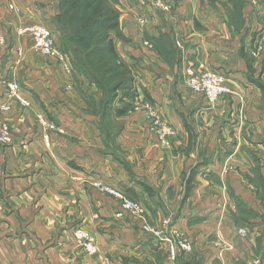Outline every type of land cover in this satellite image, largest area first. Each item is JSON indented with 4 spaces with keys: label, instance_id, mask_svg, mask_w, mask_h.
<instances>
[{
    "label": "crops",
    "instance_id": "1",
    "mask_svg": "<svg viewBox=\"0 0 264 264\" xmlns=\"http://www.w3.org/2000/svg\"><path fill=\"white\" fill-rule=\"evenodd\" d=\"M13 1L24 22H46L59 7ZM165 1L168 12L152 0H118L128 40L113 38L135 71L137 99L109 129L99 112L103 89L32 56L31 46L15 77L31 104L3 110L0 85V123L13 137L0 144V264H175L142 228L166 220L194 242L176 264H264V49L251 53L264 0ZM188 67L223 73L234 93L210 103L187 87ZM146 101L177 128L171 147L149 131ZM40 114L58 128L41 125ZM99 180L144 207L145 219L97 188ZM80 226L97 237L98 254L79 247ZM218 235L234 248L215 246Z\"/></svg>",
    "mask_w": 264,
    "mask_h": 264
},
{
    "label": "built area",
    "instance_id": "2",
    "mask_svg": "<svg viewBox=\"0 0 264 264\" xmlns=\"http://www.w3.org/2000/svg\"><path fill=\"white\" fill-rule=\"evenodd\" d=\"M153 5L168 12L171 5L165 0H152ZM11 8H14L11 5ZM147 18H140V22L145 24ZM20 35L30 36L33 40V49L36 53L46 56L54 61L59 62L67 72H71L72 65L68 55L61 51L56 44L53 31L45 24H20L17 27ZM264 49V28L257 33L254 39L251 53L258 56ZM21 54V51H20ZM187 87L194 93L204 95L210 103H216L224 96L233 94V89L228 83L227 77L220 72L210 70H200L194 67H188L186 70ZM5 97L8 103L3 104V110L12 109L11 101L18 102L24 106H29L30 100L25 97L22 92L19 81L13 80L9 82ZM146 115L149 120L150 132L155 134L157 140L162 146L171 147L175 137L178 134L177 128L163 120L157 109L150 103L145 104ZM38 120L41 125L49 130H56V123L51 121L45 114H40ZM13 142L12 131L5 122L0 123V144L9 145ZM102 192L117 198L121 201L123 207L138 217L145 219L146 210L136 201L129 198L123 191L113 187L111 184L99 180L94 183ZM143 230L155 238L158 242L167 246L169 259L172 263H177L181 259H186L194 252V242L187 238L177 227L170 226L169 221H164L162 228L155 227L149 222L143 223ZM75 239L79 246L88 254L95 255L100 252V246L96 237L83 227H78L75 232ZM238 235L241 238L248 236V230L245 227L238 229ZM214 245L222 251L231 250L234 245L231 241L222 238L220 235L214 241ZM259 263L258 260L255 261Z\"/></svg>",
    "mask_w": 264,
    "mask_h": 264
},
{
    "label": "trees",
    "instance_id": "3",
    "mask_svg": "<svg viewBox=\"0 0 264 264\" xmlns=\"http://www.w3.org/2000/svg\"><path fill=\"white\" fill-rule=\"evenodd\" d=\"M116 5L118 0H59L60 11L55 19L62 50L70 56L74 72L106 94L99 107L102 121L106 123L111 122L113 117L127 114L132 108L129 105L117 107L113 101L117 90H124L135 80L110 34L115 31L117 38L125 39ZM92 105L96 108L94 103ZM192 179L193 176L190 182ZM192 264L201 262L193 261Z\"/></svg>",
    "mask_w": 264,
    "mask_h": 264
},
{
    "label": "rangeland",
    "instance_id": "4",
    "mask_svg": "<svg viewBox=\"0 0 264 264\" xmlns=\"http://www.w3.org/2000/svg\"><path fill=\"white\" fill-rule=\"evenodd\" d=\"M56 1L59 2V0H56ZM11 5L14 8H11ZM116 6L118 8V5H116ZM59 11H60L59 7H58L56 15H55V12L51 11V13L48 14V19H47L46 22L45 21H43V22H26L25 21L24 22V20H22L21 18L25 14L24 13L25 11L23 12V10L21 9V7L18 6V4H16L13 0H0V85H1V87L7 88L9 82L13 81L14 79L18 81V79L15 78L16 77V71L18 70L17 67L22 63V61L25 58V56L27 55L28 51L31 52L29 50L30 46L32 47V51H33V52H31V55L33 54L32 56H34V57H36V58H38L40 60L41 59L44 60L45 58H47L46 56L40 55V54H38V53H36L34 51V49H33V40H32V38L30 36L20 35L18 33V30H17L18 25L25 24V23L45 24V25L48 24L47 26L51 30L52 29L54 30V31L52 30L53 33L54 32H58L57 31V29H58L57 22H56L55 19H56V16L58 15ZM110 34H111L112 37L115 36V38H117L115 31H112ZM54 37H55V35H54ZM27 38L29 40H31V43H30V41ZM117 39L125 40V41L128 40L126 37H125V39H121V38H117ZM55 40H56V38H55ZM56 44H57V40H56ZM57 45H58L59 49L61 51H63L62 50V46H61V39H60V41H59V43ZM20 51H21V54H20ZM68 58H69V61H70L71 65H72L71 72H68V73H74V68H73L74 65L72 64V61H71L69 55H68ZM55 62L59 65V67H61L65 72H67L59 62H57V61H55ZM129 67H130V69H131V71L133 73L132 75H134L135 71L131 68L130 65H129ZM18 72H20V69H19ZM136 81L137 80H134V83L130 84V86H126V88L124 90H123V88H120L119 90H117L116 97H115V99L113 101V105H115L117 107H119V106L125 107L127 105H129V107L130 106L131 107L135 106L136 99H137V83H136ZM104 98L106 99L105 92H104ZM147 103L152 104L157 109L159 114L161 115L160 111L154 105V103H152V101H146L145 104H147ZM162 118H163V120H165L163 116H162ZM108 126L110 127V122H109ZM148 129H149V125H148ZM149 131H150V129H149ZM162 226H163V224H162ZM162 226H160L158 228H162ZM170 226L176 227L175 225H170ZM80 227H82V226H80ZM241 227H243V226H241ZM241 227H239V228H241ZM178 229L181 231L180 228H178ZM182 233L186 236V234L184 232H182ZM74 237H75V234H74ZM221 237L224 238L223 236H221ZM187 238H189V237H187ZM96 239H97V237H96ZM97 242H98V240H97ZM190 255H192V253Z\"/></svg>",
    "mask_w": 264,
    "mask_h": 264
}]
</instances>
